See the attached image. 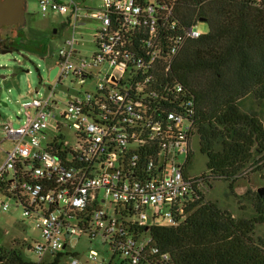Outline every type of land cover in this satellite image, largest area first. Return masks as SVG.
I'll return each instance as SVG.
<instances>
[{
    "label": "built area",
    "instance_id": "built-area-1",
    "mask_svg": "<svg viewBox=\"0 0 264 264\" xmlns=\"http://www.w3.org/2000/svg\"><path fill=\"white\" fill-rule=\"evenodd\" d=\"M181 1L102 0L95 11L85 0H39L43 16H68L72 35L50 68L49 76L58 68L54 88L22 104L21 127L3 125L0 193L22 208L38 233L33 244H21L38 260L14 250L23 263L81 264L86 243L111 251L106 261L92 250L95 264H174L155 246L151 230L183 225L204 186L186 171L195 100L185 97L168 112L158 101H179L186 91L162 77L187 44L204 35L199 22L181 21ZM89 20L100 24L91 58L81 53L77 38ZM95 78L93 92L70 96L60 112L56 89L62 82ZM148 152L155 158L148 159ZM140 172L144 178L136 176Z\"/></svg>",
    "mask_w": 264,
    "mask_h": 264
},
{
    "label": "trees",
    "instance_id": "trees-1",
    "mask_svg": "<svg viewBox=\"0 0 264 264\" xmlns=\"http://www.w3.org/2000/svg\"><path fill=\"white\" fill-rule=\"evenodd\" d=\"M178 13L186 25L205 21L209 33L189 42L162 77L163 83L186 89L179 101L162 96L158 101L168 112L185 97L195 100L192 135L200 137V151L207 157L201 179L206 185L229 183L242 215L206 203L200 190L183 225L152 228L155 246L174 264H264V236L257 234L264 227V193L234 191L241 175L264 154V0H182ZM20 43L18 36L9 48L0 41V48L46 56L45 49ZM153 155L148 152L147 158ZM194 158L190 149L187 172ZM136 176L145 177L141 172ZM20 254L0 249V261L25 264Z\"/></svg>",
    "mask_w": 264,
    "mask_h": 264
},
{
    "label": "rangeland",
    "instance_id": "rangeland-1",
    "mask_svg": "<svg viewBox=\"0 0 264 264\" xmlns=\"http://www.w3.org/2000/svg\"><path fill=\"white\" fill-rule=\"evenodd\" d=\"M83 4L82 0H76ZM102 0H85L87 8L99 9ZM100 24L96 20H89L86 24L80 25L77 38L80 41L81 53L91 58L95 53L94 37ZM198 31L202 34L209 33V27L206 22L198 23ZM17 26L5 27L0 32V41H3L9 48V42L14 41L18 36L21 39L20 44L37 48L38 46L47 51L46 56H40L31 50L22 49L21 51H12L6 54H0V140L5 138L3 125L11 124L14 128L21 127L20 117L22 104L31 102L33 99H42L54 88L50 81V68L57 63L58 51L64 45L65 41L72 35V27L68 21V16L48 13L43 16L39 7V0H26V25L18 32ZM57 30V34H54ZM5 48H0V50ZM98 80L92 79L87 83L65 80L63 87H58L57 94L61 101L60 112L67 110L70 96L93 92ZM70 89V90H68ZM39 94L36 95L35 91ZM66 95V97H65ZM264 122V115L262 117ZM68 139L75 142L73 132L68 133ZM192 152L195 155L191 176L201 178L207 172V157L200 151V137L196 134L192 139ZM262 168V172H258ZM257 172V173H256ZM205 195V202L218 203L221 207L229 209L235 216L240 217L242 212L238 202L230 192L229 183L213 182L210 185L204 184L202 187ZM264 188V154L256 157L249 169L241 175V178L234 184V191L238 195H243L248 190L258 191ZM3 203L11 207L8 211H3ZM249 208L248 204H245ZM258 236H264V227L260 226L257 230ZM38 233L35 226L23 217L22 208H18L15 202L0 193V249L8 251L21 248L29 260L36 261L38 257L29 252L21 244L27 241L33 244L37 239ZM84 252L81 264H95L89 259L92 250L101 255V259L108 261L111 258V251L103 246L90 247L82 244Z\"/></svg>",
    "mask_w": 264,
    "mask_h": 264
},
{
    "label": "water",
    "instance_id": "water-1",
    "mask_svg": "<svg viewBox=\"0 0 264 264\" xmlns=\"http://www.w3.org/2000/svg\"><path fill=\"white\" fill-rule=\"evenodd\" d=\"M205 22V21H202ZM26 25V0H0V32L5 27L18 26L20 28ZM57 34V30H54ZM11 52L9 49H1L0 54ZM58 73L56 67L50 73V81H53ZM259 193H264V188L258 190Z\"/></svg>",
    "mask_w": 264,
    "mask_h": 264
}]
</instances>
